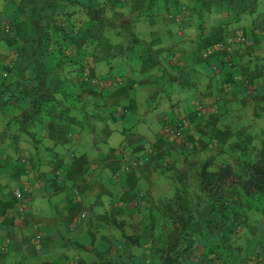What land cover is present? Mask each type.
Instances as JSON below:
<instances>
[{
    "label": "crops",
    "instance_id": "crops-1",
    "mask_svg": "<svg viewBox=\"0 0 264 264\" xmlns=\"http://www.w3.org/2000/svg\"><path fill=\"white\" fill-rule=\"evenodd\" d=\"M7 1L11 6L16 5L13 0ZM42 1L43 4L35 0H24L21 11L12 9L13 15L10 17L12 27L8 25L11 28L7 31L5 26L7 34L4 37L12 50L19 49L22 53L29 54L32 34L27 27L30 19H35L31 13L33 10L40 9L43 12V21H46V25L48 23L47 27H52L54 24L57 26L69 24L68 20L65 21V14L77 12V8H84L75 1H67L65 6H62L63 0ZM84 2L87 4L85 10L89 14L96 15L99 12L103 15V20L97 24L91 20L84 22L87 31L101 28L99 25L101 23L104 25L107 18L118 20V23L129 29L141 26L142 29L138 30L140 36L132 33V40L139 45L140 51L148 56L147 59L145 56L141 58L148 65V87H152L148 89L150 93L146 95L148 110H151L158 101L160 93L155 85L160 83L164 88L162 91L165 101H169L163 105L164 107H171L173 111L190 108V98L185 94L176 99L166 95L169 85L172 87V83H175L181 87L196 89V95L190 93L189 96H193L192 103L195 106L197 104L199 109L196 112L189 111L187 116L191 119V126L186 130V134L184 133L185 139L177 140L168 134V128L175 120L184 118L182 116L170 119L169 116L163 118L157 115L159 121L163 123L162 130L158 132L150 125L157 124L154 118L152 123L149 121V134L138 128L141 125L140 121L137 125L132 122L133 119L124 116L122 118L127 123L121 131L124 140L120 146L116 148L110 146V152L102 163L100 160L95 163L94 160L91 163L84 161L83 164L73 153L71 154L72 150L68 155L64 149L69 142L85 144L83 137H76L74 126H63L57 119H50L42 113L43 117L40 116L34 127L21 128L20 123L28 117L27 111L35 97L31 89L26 88L23 80H20L22 75L31 71L28 70L30 60L26 59L28 63L25 65L23 63L26 61L25 58L22 62L14 63V58L5 57L3 72L0 74V114L6 120L5 125L0 124V258L3 262L9 259L10 253L23 252L26 243L25 239L23 240V232L27 226L24 225V220L26 222L29 219L26 218L23 222L21 219V216L25 217L20 211L23 209L21 205L23 200L26 201L25 206H35L38 214L44 213L42 205L48 199L52 201L57 199L64 203V209L78 208V211L98 212L99 207L104 206L108 210L110 206H114L113 199L121 191L125 196L129 194V190H136L140 184L147 185L151 181L155 183V179L159 178L155 171L158 170V165L162 164L164 153H170L176 158L181 152L190 154L186 145L190 139L200 138V141L207 142L208 139L216 137L224 140V149L226 148L229 155L239 154L245 147L255 144L254 137L248 130L242 133V137L235 136L238 138L236 142H231L229 118L234 114V112L231 114V109L237 104L240 108H246L251 117L260 119L264 114V10L253 20L245 15L260 8L259 0H84ZM28 8L31 9L27 10ZM202 13L212 17L207 20H204V17L197 19ZM169 15L173 16V19H169ZM74 17L75 15L69 20L70 24H73ZM91 17L92 15L89 16ZM162 17L167 18L163 24L159 21ZM243 19L244 25L235 29L234 25L242 24ZM39 21L43 26V22L40 19ZM74 24L77 25L76 22ZM14 26L26 27L24 35H18V30L16 31ZM147 29L150 31L147 32ZM242 36L250 42H240L238 37ZM92 38L94 40V36ZM76 41L77 39L73 38L66 48L67 53L63 54L66 59L76 49ZM221 43L225 45L219 48ZM123 49L120 52L124 51ZM109 51L108 48L102 52L105 60H111L117 55L113 56ZM88 52L89 49L85 53L87 57L91 56ZM33 64L37 66L36 63ZM73 65L78 64H72L71 68ZM13 66L14 69L11 71ZM55 76L54 74L51 78ZM59 76L65 78L64 81H69V76H65L64 73ZM109 81H112V78ZM145 82V79L134 81L131 75L118 72L114 82H111V87L100 91L88 90L85 98L88 100L92 98L96 105L105 102L123 108L129 107L136 102L135 96L129 95V92L141 87L139 84ZM203 82L204 90L201 91L199 87ZM64 86L65 84L59 81L57 92L52 85L50 88L52 92L58 93L63 91ZM73 108V105L70 107L68 103H64V110L69 109L70 117L76 114L80 118L82 112L80 111L78 115ZM213 108L216 110L211 113ZM56 111L51 110L50 114ZM77 116L75 117L79 119ZM210 118L218 124L217 127L210 126ZM115 131L119 130L106 124L102 130L103 141L107 144L117 142L115 135L118 133ZM98 148L96 144V149ZM150 152L153 155L149 161ZM118 173L120 177L116 180ZM11 184L27 188L29 198L19 199L16 195L19 188L10 190L11 194L4 193L3 190ZM73 185L76 191L78 186L82 190L79 202L75 197L69 204L74 192L69 193L66 200H60L61 194L70 192ZM122 194L120 198L123 197ZM62 212L65 214L68 211ZM114 216L112 219H116ZM75 231L77 229L73 230L74 233ZM4 252L8 256L3 255ZM253 264H264V261H255Z\"/></svg>",
    "mask_w": 264,
    "mask_h": 264
},
{
    "label": "rangeland",
    "instance_id": "rangeland-1",
    "mask_svg": "<svg viewBox=\"0 0 264 264\" xmlns=\"http://www.w3.org/2000/svg\"><path fill=\"white\" fill-rule=\"evenodd\" d=\"M35 1L43 4L42 0ZM67 1H75L84 8H77V12H69L68 14H65V11H63V14H65L64 17H66L65 21L68 20L67 23L69 24L62 26L71 30V25H74V31L71 34L81 35L82 38H76V49L70 53L72 57L68 56L67 60H63V62H66L63 67L55 68V65L57 61L67 53L66 49L61 50V53L58 54V59H56L57 61L54 59L50 63L53 68L50 69L49 73H53L52 75L55 74L56 76L51 78L52 75H49V80L50 78L51 80L48 82V87L50 88L52 85L54 91L57 92L58 90L56 89L59 88V81L65 84V86L62 87L63 91H59L58 93L53 92V94L63 103H68L70 107L73 105V109L76 110L78 115L80 111L82 112L80 118L76 114H73V117L77 116L83 121L82 126H84V129L82 130L80 127L76 126L73 128L76 131V137H83L85 144H77L76 141L73 143L69 142L67 146L64 147L66 153L70 155L72 150L71 154L73 153L76 159L80 160L83 164L84 161L91 163L94 160L95 163L99 160L100 163H102L108 155V152H110V146L114 148L119 147L124 140L123 134L121 133L122 128H124L126 126L125 123H127V121L125 122L122 118L124 116L133 119L132 122L135 123L140 121L141 125L138 128L143 130L145 134H149V121L152 123V120L155 119L157 120V124L150 125L154 126L158 132L162 130L163 123L159 121V117L164 118L169 116L168 118L170 119H178V117L182 116L184 118H181V121L186 120V128H190L191 119L187 115L189 111L196 112L199 109L197 104L195 106L192 103L193 96L196 95V89L194 90V88L181 87L175 83H172V87L171 84L169 85L168 90L166 89V95L176 99L181 94H185L186 97L190 98V108L173 111L171 107L163 106L164 104H168L169 101H165L162 83L156 84L155 87L158 89L160 95H158V101L154 104V107L148 110L146 95L150 93L148 89L152 88L151 86L148 87V65L141 59L145 55L140 51L139 45L137 43H132V33L140 36L138 30L142 29L141 26H134L131 28V32H128L123 24L121 25L117 22L118 20L107 18L104 25L102 23L99 25L102 26L101 28H93V30L87 31L84 27V22L89 21V16L91 14L85 10L87 4L84 0H63L62 6H65ZM13 2H15L16 5L14 4V6H11L7 0H0V74L3 72L5 57L14 58V63L19 61L22 62L24 58L25 60L29 59L28 70L34 69V67L38 68L33 63H36V56L41 58L40 54L42 52L41 47L43 41L49 37L53 39L52 36H54L53 26L47 27L48 23L46 25V21L42 19L43 12L40 9L33 10L31 13L35 19H30L29 27H27L32 34L29 54L26 55V52L24 54L19 49L16 51L12 50L4 40L7 34L5 26L11 25L10 17L13 15L11 14L12 9H14V11H21L24 0H13ZM259 4L261 5L260 8L254 13L250 14V12H248L245 15L251 17L252 20L253 18H257L256 16L260 14V11L264 10V0H259ZM30 9L31 8H28L27 10ZM74 15L73 23L76 22L77 25L70 24L69 22ZM159 15H161V13H159ZM210 16L211 15L207 13H202L197 19L204 17V20H207ZM168 18L173 19V16L169 15ZM39 19L43 22V26H41L42 24ZM166 19V17H162L159 21L163 24ZM244 23L245 20L243 19L242 24L234 25V28L242 27ZM54 25L55 27H59L56 24ZM27 28H22L21 26L15 29L16 31L18 30V35L22 36ZM148 31L150 30L147 29V32ZM40 32L41 36H39ZM92 36H94V40ZM108 48L110 49L109 52L113 53V56L117 54L115 57H112L111 60H105L103 58L104 53L102 52ZM87 49H89L88 54H91L89 57L85 54ZM121 49L124 51L120 52ZM146 57L148 58V56L144 58L147 59ZM26 61H23V63H28V60ZM72 64L78 65H73V68H71ZM118 72L131 75L134 81L140 79L146 80L144 84H139L141 87H136L133 91L129 92V95H134L136 98L134 105L129 106L130 104L128 102L127 104L129 107L124 108L105 102L96 105V102H93L92 98L89 100L85 98L86 91L88 90L100 91L106 87H111V82H114V77H116ZM62 73H64L65 76H69V81H64L63 79L65 78L59 76V74ZM26 75H28V72L22 76L26 77ZM111 78L112 81H109ZM204 83L205 82L199 87L201 91L204 90ZM30 91L33 93L32 90ZM190 93H192L193 96H189ZM160 102L162 105L159 104ZM230 112L231 114L234 112L233 115L230 114L231 118H229V130L232 136L231 142H236L238 138H235V136L242 137V133L248 130L255 140V144L253 143L252 146H259L264 131V114L260 119L251 117L248 112H246V108H240L238 104L234 105ZM152 113L154 114L152 115ZM205 113L209 115L208 112ZM118 114L120 116H118ZM157 115L159 117H157ZM5 123L6 120L2 114H0V124L3 126ZM106 124L119 130L115 131L118 133V135H115L117 137V142L107 144L103 141L102 130ZM134 124L130 125L134 126ZM209 124L211 127L218 126V124L213 122L212 118H210ZM141 126H144V128H141ZM181 138L185 139L183 133L180 137H174L176 140ZM96 144L99 146L98 149H96ZM186 145L188 146L187 149L190 151V154H184L180 151L181 153H179L176 158L170 153H164V162L162 161V164H160V166L158 165V170L155 171L159 177L155 179V183L152 181L149 183L148 181L149 184L147 185L140 184L141 186L137 187L136 190H129V194L125 196L122 194L123 191H121V193L117 194L113 199L114 206H110L108 210L107 207L104 206H100L98 212L78 211V208L64 209V203H60L57 199L56 201L48 199L44 201L42 205L44 213L38 214L35 206H25L26 201L23 202V200L21 205L24 209L22 213L25 217L21 216V219L22 222L26 218L29 219L26 222L24 220V225L26 224L27 226L23 232V240L25 239L26 241V243H24L23 252L10 253L9 256L4 252L3 255H7L9 259H5L3 262L0 258V264H100L99 257L95 253L103 254L110 260L116 259L122 264H155L151 253L155 241L152 229L150 228V212H152L151 209L154 206L160 207L162 204L173 200L178 193L183 195L184 206L187 211L194 216L193 223L191 224V232L194 238L189 240L188 243H191L193 240L195 242L192 244L194 245L192 249L188 251L189 255L194 257L197 264H208L210 261L216 260L221 254V251L216 249L215 245L221 238L223 224L218 217L212 213L211 208L201 202L203 199L195 195L200 192L198 172L205 164H209L210 170H216L221 164L226 162L231 163L235 167L237 165V159L240 157L242 151L239 152V154H227L226 148L224 149L225 141L219 140L216 137H213L211 140L208 139L207 142L203 140L200 141V138H193L190 139ZM198 146L199 149H196ZM108 174L112 175L111 172H108ZM74 185L71 187L72 190L70 192H64L59 199L64 201L69 196V193L73 192L74 195L69 199V204L73 202L72 198L76 197V193H79L82 198L80 186L77 187L76 191ZM19 186L20 185L17 184H11L10 187L3 191L4 193L11 194L10 190L14 191L19 188ZM68 190L70 189L68 188ZM121 194L123 196L122 198H120ZM28 196V191H25L24 196L18 197L19 199L25 198L27 200L29 198ZM227 197L232 199V194L227 192ZM76 200L79 202L77 197ZM77 205L79 206L80 204ZM63 210H67L68 212L64 214V212H62ZM113 215H115L114 217L117 219V224L112 220ZM157 215L155 216L159 218V224L157 225L159 228L163 217ZM78 216L80 219H78ZM236 217L241 223L245 224L248 230L250 229L249 235H251L252 232L259 234L260 229L264 228V224L257 225L259 219L257 222H253V215L251 213H248V215H246V213L237 214ZM247 217L248 220H251L254 224L249 226ZM63 218L66 220L64 221ZM69 226L70 228H68ZM76 229L79 231H75L77 235L73 232V230ZM35 232L42 234L41 242H39L40 240L36 241L34 239ZM244 232V227L238 228L237 232L231 235L227 244L233 243L238 245L237 247H243L242 249H244L246 247L245 241H247V235H244ZM248 238L250 239V237ZM257 239L259 240L257 241L258 249H263L264 241L260 243L262 237ZM88 249L96 252H91ZM239 257L241 261H244L245 258L243 255H239ZM215 264H220V262L218 261Z\"/></svg>",
    "mask_w": 264,
    "mask_h": 264
},
{
    "label": "trees",
    "instance_id": "trees-1",
    "mask_svg": "<svg viewBox=\"0 0 264 264\" xmlns=\"http://www.w3.org/2000/svg\"><path fill=\"white\" fill-rule=\"evenodd\" d=\"M90 15L92 17L89 20L94 24L99 23L103 19V15L99 12L96 15L95 13ZM53 28V39L49 37L44 40L41 47V58L36 56L38 68L34 67L28 72L26 77L22 76L21 78L23 79L20 78V80H23L24 86L31 89L35 96L32 100L31 108L27 111L29 112L28 117L20 123L22 129L25 126L27 128L34 127L35 122L40 120V116L43 117L42 113L46 114L50 119H57L59 124L63 126L71 125L84 129V126H82L83 121L73 116L70 117L69 109L64 110V103L57 99L48 87L49 75L53 74L49 73L50 69L53 68L50 63L54 59L57 61L58 54L61 53L62 49H66L69 46L73 38L79 39L82 37L78 34V36L71 34L74 31L73 27L68 30L66 27H55L54 25ZM126 29V31L131 32V29L127 27ZM64 59H66L65 56L59 59L55 68L63 67L66 63L65 61L63 62ZM13 69L14 67L10 70L12 71ZM55 109L57 111L50 114L51 110ZM181 120H175L169 125L168 134L179 127ZM186 127L183 129V136L186 129H188ZM196 149H199V146ZM152 155L150 152L149 161ZM198 184L200 192L195 195L203 199L201 202L208 205L212 213L223 224L221 238L215 245L216 249L221 251V254L216 260L210 261L208 264H215L218 261L220 264H253L255 261H263L264 249H258L257 241L259 240L257 238L262 237L260 243L264 241V228L260 229L259 234L252 232L249 235L250 229L248 230L236 215L245 213L248 215V213H251L254 223L259 219L257 225L264 224V131L261 144L259 146L251 145L245 147L237 159L235 167L231 163L226 162L221 164L216 170H210L209 164H205L198 172ZM227 192L232 194V199L227 197ZM176 195L173 200L162 204V206H154L151 209L152 212H150V228L155 241L151 253L155 264H197L194 257L189 255L188 252L192 249L194 246L192 244L195 242L193 240L188 243L189 240L194 238L191 232L194 216L184 206L183 195L180 193ZM155 215L163 217L159 228L157 227L159 218ZM112 220L117 224L116 219L113 218ZM253 222L248 220L247 217L249 226L254 224ZM240 227H244V235H247L244 249H242L243 247H237L238 245L233 243L227 244L231 235L237 232ZM89 251L96 252L91 249ZM95 254L99 257L100 264H122L116 259L110 260L103 254ZM239 255L244 256V261H241Z\"/></svg>",
    "mask_w": 264,
    "mask_h": 264
},
{
    "label": "built area",
    "instance_id": "built-area-1",
    "mask_svg": "<svg viewBox=\"0 0 264 264\" xmlns=\"http://www.w3.org/2000/svg\"><path fill=\"white\" fill-rule=\"evenodd\" d=\"M10 26H7L6 27V30L7 31H10ZM238 40L240 41V42H243V43H249L250 42V40L249 39H247L246 37H238ZM224 43H221L220 44V46H219V48H221V47H224ZM264 74V73H263ZM201 108H202V106H201ZM215 110L216 109H211V112L213 113V112H215ZM187 124V121L186 120H183V121H181V123L179 124V127L176 129V130H173L169 135H172L173 137H180V136H182V133H183V129H185V127L187 126L186 125ZM119 177H120V174L118 173L117 175H116V180H118L119 179ZM27 192L28 190H27V188H20V189H18V190H16V195L17 196H24V192ZM76 197L77 198H80V195H79V193H76ZM20 211H24V209H21ZM34 239L36 240V241H39V242H41V239H42V234L41 233H34Z\"/></svg>",
    "mask_w": 264,
    "mask_h": 264
}]
</instances>
